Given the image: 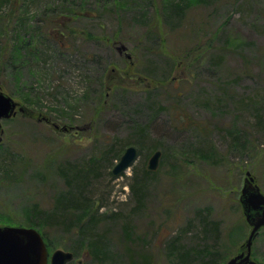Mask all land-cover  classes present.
Here are the masks:
<instances>
[{
	"label": "rangeland",
	"instance_id": "374dc122",
	"mask_svg": "<svg viewBox=\"0 0 264 264\" xmlns=\"http://www.w3.org/2000/svg\"><path fill=\"white\" fill-rule=\"evenodd\" d=\"M170 1L0 4V85L24 109L2 121V147L21 159L11 168L15 176L0 175V226L26 227L31 203L47 205L63 189L53 171L68 163L95 168L86 196L100 205L92 234L106 241L104 258L94 260L89 241L54 228L50 255L82 247L69 264H130L142 256L175 264L164 250L171 237L180 236L185 248L214 243L197 214L218 224L216 264L245 245L251 227L239 196L247 172L264 193V0H190L182 22L164 15ZM120 44L130 60L119 55ZM44 117L85 131H56L39 121ZM133 123L144 128L141 141ZM129 146L140 155L115 178L112 169ZM155 148L160 166L136 209L132 178ZM44 175L48 188L39 193ZM252 257L264 264V230Z\"/></svg>",
	"mask_w": 264,
	"mask_h": 264
},
{
	"label": "trees",
	"instance_id": "16d2710c",
	"mask_svg": "<svg viewBox=\"0 0 264 264\" xmlns=\"http://www.w3.org/2000/svg\"><path fill=\"white\" fill-rule=\"evenodd\" d=\"M6 1L7 0H0V4H3ZM115 1L118 5L120 0ZM189 1L190 0H171L169 2V6L164 8V10H167V14L164 15L168 18V20L177 19L179 22H182L184 12L186 8L189 7ZM197 2L202 3L204 0H197ZM124 4H126V2ZM66 33L73 35L75 31L70 30ZM66 33L60 32V37L64 38ZM65 49H68V47H65ZM221 59H223V57L219 56V59L216 61L220 63V61L222 62ZM164 80L165 79L161 80L162 82L153 80L152 82H159L163 84ZM133 124H135L133 129L137 133L136 139L141 141L142 136L144 135V128L137 126L139 123ZM155 150L158 149H151L147 153L145 159L141 163L140 171H135L132 178L134 183L130 185V188L136 198V209L143 208L145 205V188L147 182L157 172H152L147 169L148 155L150 153L152 154ZM20 159L21 158H18L17 154L3 148L2 143H0V175L3 178L9 179L13 177L14 173L11 171V168L14 163L18 162ZM26 163L27 162L24 163L21 161L19 165L25 166ZM85 167L87 169H85ZM73 168V166H68L67 163L64 166L59 165L56 170L53 171V175L57 176V178L62 182L63 189L60 188L55 191V194L47 205H42L40 202L31 203L30 207L27 209V217L25 218L26 227L37 228L45 239L47 246H51L52 244L50 232L54 228H66L71 235L80 236L85 238L86 242L89 241L86 248L94 260H99L100 258L103 259L106 254L105 238L100 235L95 236L92 234L95 232L100 221V216H98L100 205L94 204V201H92V199H88L86 196L89 180L88 176L90 173L92 174L95 168H89L88 165L82 167L81 170ZM50 175L52 177V173H50ZM48 178H50L48 175H44L42 178H37L38 180L35 185L39 193H41L43 189L46 190L48 188ZM102 216L108 215L107 213H102ZM197 217L199 218V224L201 225L204 235L209 237L211 240L214 239L212 246L205 245L201 247V249L185 248L180 244V236H173L164 244L167 260L175 261V264H191V259L194 257L195 262L198 264H205V261H207V264H216L218 262L219 254L216 251V246L214 245L215 237H218L219 234L218 224L208 222V219L205 218L206 215L197 214ZM188 229L189 228L182 230L180 234L187 232ZM123 235L124 238H131L132 231L128 229V226L123 228ZM69 248L75 256H78L79 251L82 249L80 245L78 246L74 243L73 246H70ZM130 264H152V259L142 256L140 262L132 260Z\"/></svg>",
	"mask_w": 264,
	"mask_h": 264
},
{
	"label": "water",
	"instance_id": "95a60500",
	"mask_svg": "<svg viewBox=\"0 0 264 264\" xmlns=\"http://www.w3.org/2000/svg\"><path fill=\"white\" fill-rule=\"evenodd\" d=\"M119 53L127 50L125 45L117 47ZM131 58L130 55H127ZM19 103L11 96L1 90L0 85V142L2 139V121L8 120L17 114ZM23 112V108L19 107ZM56 128H59L56 125ZM67 131V127L62 128ZM161 151H156L148 160V169L156 171L159 167ZM138 158V150L135 146L126 148L118 163L114 166L112 173L114 176H120L129 169ZM254 179L251 173L246 174L244 187L240 197L246 220L252 227L250 235L246 241L245 248L232 257L227 264H257L251 259V249L253 239L258 235L259 230L264 228V195L259 188L253 185ZM74 255L72 252L65 250H56L50 264H67L72 261ZM49 254L47 246L35 228L17 227V226H0V264H48Z\"/></svg>",
	"mask_w": 264,
	"mask_h": 264
},
{
	"label": "flooded vegetation",
	"instance_id": "af4514ba",
	"mask_svg": "<svg viewBox=\"0 0 264 264\" xmlns=\"http://www.w3.org/2000/svg\"><path fill=\"white\" fill-rule=\"evenodd\" d=\"M44 120H45L47 123H49V125L52 126L54 129H56V128H55V125H56V124H54L53 121H50L49 119H42V118H41L39 121H44ZM67 127L69 128V129H68L69 132L73 131L74 129L79 130L78 132H80V131H85L84 128L78 129V128H74V127H72V126H67ZM56 130H58V129H56ZM253 184H255V185H257V186L259 187V185L256 183L255 180H254ZM257 186H256V187H257ZM259 188H260V187H259ZM261 191H262V190H261ZM262 192H263V191H262ZM244 248H245V247L242 246V247L239 249V251H240L241 249H244ZM252 250H253V247H252ZM245 253H246V248H245Z\"/></svg>",
	"mask_w": 264,
	"mask_h": 264
}]
</instances>
